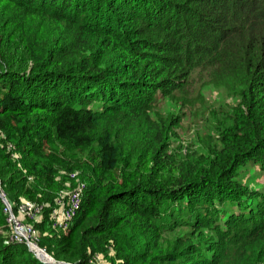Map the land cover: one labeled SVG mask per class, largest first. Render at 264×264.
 Instances as JSON below:
<instances>
[{
  "label": "trees",
  "instance_id": "1",
  "mask_svg": "<svg viewBox=\"0 0 264 264\" xmlns=\"http://www.w3.org/2000/svg\"><path fill=\"white\" fill-rule=\"evenodd\" d=\"M194 71L236 102L219 146L177 154L178 119L152 111ZM73 171L82 204L59 230ZM0 188L15 215L43 206L54 264H264V0H0ZM165 225L188 230L153 253ZM0 264L50 263L0 234Z\"/></svg>",
  "mask_w": 264,
  "mask_h": 264
},
{
  "label": "rangeland",
  "instance_id": "2",
  "mask_svg": "<svg viewBox=\"0 0 264 264\" xmlns=\"http://www.w3.org/2000/svg\"><path fill=\"white\" fill-rule=\"evenodd\" d=\"M197 77V71H194L191 74V78L194 79L193 83H190L182 91L175 92L171 97L158 101L152 111L155 118L178 119V125L172 129L173 133L170 139L171 149L177 154H185L187 151L206 153L211 146H219V132L224 125L230 122L229 110L236 102V98L230 93L211 85L209 78L197 79ZM66 153L69 155L70 152ZM74 157L81 160L72 163L74 167L80 166L82 161L89 160L86 151L74 153ZM249 171H252V168ZM253 174L256 177L251 180L254 184L262 182L256 168L253 169ZM247 176H252V173L246 174L243 179H246ZM106 177L109 175L106 174ZM249 185L254 188L252 183ZM158 222L168 223L167 220H159ZM6 228H0V234L6 235L8 232ZM162 228V238L158 242V248L152 250L153 253L165 251L178 235L184 234L188 230L186 227L175 228L171 225H165ZM115 231L119 234V239L123 241L125 247L130 248L132 246L133 251L142 249V242L134 243L132 241L130 231L123 222L115 227ZM98 259L101 260L100 262H104L101 255L97 257Z\"/></svg>",
  "mask_w": 264,
  "mask_h": 264
},
{
  "label": "built area",
  "instance_id": "3",
  "mask_svg": "<svg viewBox=\"0 0 264 264\" xmlns=\"http://www.w3.org/2000/svg\"><path fill=\"white\" fill-rule=\"evenodd\" d=\"M78 175V171L69 173V177L76 180L75 186L64 190L50 211L49 221L51 226L59 230L67 229L81 208L86 185L84 181L79 180ZM42 207L41 204L34 202H21L17 205V215H15L12 203H4L3 211L7 215L8 232L6 236L8 240L24 243L27 246H38L40 233L32 221L37 220Z\"/></svg>",
  "mask_w": 264,
  "mask_h": 264
},
{
  "label": "water",
  "instance_id": "4",
  "mask_svg": "<svg viewBox=\"0 0 264 264\" xmlns=\"http://www.w3.org/2000/svg\"><path fill=\"white\" fill-rule=\"evenodd\" d=\"M0 198L2 199V201L4 202V203H6V204H8L9 203V201H8V199L6 198V196L4 195V193H3V191L0 189ZM28 248H29V250L31 251V252H33L34 254H35V256L38 258V259H40L41 261H43V262H46V263H50V264H54V263H56V261L44 250V249H42V248H40L39 246H37V248L42 252V253H44L45 254V256H49V259H44V258H41L38 254H36L34 251H33V246H28ZM58 263H64V262H58ZM68 264H70V263H68Z\"/></svg>",
  "mask_w": 264,
  "mask_h": 264
},
{
  "label": "bare ground",
  "instance_id": "5",
  "mask_svg": "<svg viewBox=\"0 0 264 264\" xmlns=\"http://www.w3.org/2000/svg\"><path fill=\"white\" fill-rule=\"evenodd\" d=\"M33 251L36 253V254H38L41 258H44V259H49V256H45V254L44 253H42L38 248H37V246H34L33 247Z\"/></svg>",
  "mask_w": 264,
  "mask_h": 264
}]
</instances>
